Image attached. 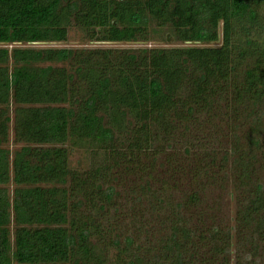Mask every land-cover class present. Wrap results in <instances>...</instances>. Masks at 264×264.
<instances>
[{"label":"trees","instance_id":"1","mask_svg":"<svg viewBox=\"0 0 264 264\" xmlns=\"http://www.w3.org/2000/svg\"><path fill=\"white\" fill-rule=\"evenodd\" d=\"M72 27L94 42L176 43L29 45ZM215 117L225 150L192 133ZM178 134L188 169L171 164ZM74 147L86 171L70 166ZM263 167L264 0H0V264H264ZM177 173L190 190L175 201ZM229 182L231 224L208 196Z\"/></svg>","mask_w":264,"mask_h":264},{"label":"rangeland","instance_id":"2","mask_svg":"<svg viewBox=\"0 0 264 264\" xmlns=\"http://www.w3.org/2000/svg\"><path fill=\"white\" fill-rule=\"evenodd\" d=\"M166 39L162 40L161 38H155L153 41L147 42L146 44H143L142 42H135V43H113V42H94V41H88L86 40V37L84 35V33L77 29L76 27H72L70 28L69 32H68V39L65 42H58V43H34V44H29L30 46H35V47H42V46H54V47H86V48H93V47H97V46H102V47H114V48H124V47H128V48H133V47H142V46H150V45H155V46H168V45H173L176 43V41L173 39H171V36H166ZM220 43V42H218ZM15 107V104L12 103L11 105V109L9 110L10 113V122L8 124L9 129H8V140L5 142V144H3L2 146L9 149L10 152L12 153L15 149L19 148L20 146H22V143H17L14 140V121H13V108ZM224 122V120L222 121L220 119V117H215L214 119H212L211 122H209V124H207V129L203 132H192L194 135L198 134L197 137H203L205 139V137L207 138V140H209L211 142V144L209 146H207V149L213 148V149H224L227 148V143H226V136L228 134V128L227 125ZM215 127L216 131L219 132V135H214L213 131ZM212 135H214L215 139L211 138ZM241 136V145H245L246 141L243 137V135ZM175 139L178 140V143L176 144V150L180 153L179 156H177L175 159H173L172 161V165H177V167L179 168H184V169H188V159L184 158L186 155V152H184V150H180V145L179 143L183 142L185 140L184 136L182 134H178L177 137H175ZM70 146V145H69ZM260 155V154H259ZM92 160H90L89 158V154L85 149H80L79 147H74L72 148V152L69 158V163L70 166L72 168L78 169L79 171H86L89 167H91L92 165ZM158 163L159 160H158ZM124 176V175H123ZM177 176V180L180 179V182L184 183L183 184V189L180 190H176V191H172L171 192V198H173L175 201L180 199L184 194L188 193V191L190 190L189 185L186 183V181L188 179H190V177L188 176H181L179 173L176 174ZM261 178H264V167L262 168L261 174H260ZM127 179V176H124V180ZM130 179H133V177H131ZM157 181V179L155 180ZM231 182H229L228 184L224 185V188L221 189L220 187H217L214 189V187L212 186L210 188V192H209V197L210 200L213 199V202L211 204L213 205V203L216 201H218L220 203V213L217 212V219L219 221H221L222 223H229L231 224L234 220V213L236 210V199H235V195L234 194H230V191H232V187H231ZM14 183H9L7 185L8 189L10 190V192L12 193V190L14 188ZM174 196V197H173ZM121 203V208L120 211L124 214L123 218H122V224H121V230H126L129 229L128 227H131V231H132V224H131V220L128 219V203L124 197V195H122V198L120 200ZM167 211V210H166ZM113 212V210H112ZM15 222L14 220L11 218V222L9 224V229L11 232H14L15 229ZM159 228V227H158ZM123 234V233H122ZM11 242H14V236L13 233L11 234Z\"/></svg>","mask_w":264,"mask_h":264},{"label":"water","instance_id":"3","mask_svg":"<svg viewBox=\"0 0 264 264\" xmlns=\"http://www.w3.org/2000/svg\"><path fill=\"white\" fill-rule=\"evenodd\" d=\"M173 40V38H171Z\"/></svg>","mask_w":264,"mask_h":264}]
</instances>
